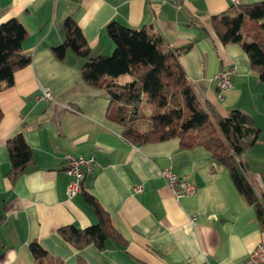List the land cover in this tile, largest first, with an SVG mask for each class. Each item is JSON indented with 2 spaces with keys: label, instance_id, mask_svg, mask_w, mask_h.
I'll list each match as a JSON object with an SVG mask.
<instances>
[{
  "label": "crops",
  "instance_id": "crops-1",
  "mask_svg": "<svg viewBox=\"0 0 264 264\" xmlns=\"http://www.w3.org/2000/svg\"><path fill=\"white\" fill-rule=\"evenodd\" d=\"M253 1L258 0H0V23L15 17L23 24L22 52L31 56L14 72L13 84L0 90V264H33L32 240L47 253L43 264H75L77 254L86 264H238L264 244L255 208L237 191L225 165L202 146L183 148L178 138L131 143L123 126L106 116L109 98L82 83L83 59L68 51L60 60L52 52L63 40L67 16L80 26L92 56L112 52L104 30L111 20L135 28L151 24L167 47L191 43L179 59L197 96L222 115L239 108L260 128L257 142L242 156L260 194L264 80L251 70L239 43L220 42L210 20ZM224 67L232 70L230 86L219 90L213 76ZM121 76L118 81H126ZM41 89H49L52 99L38 100ZM20 129L34 163L11 183L5 142ZM66 153L94 156L98 167L82 187L108 211L127 241L124 248L88 244L77 251L58 234L60 226L83 228L95 221L81 190L66 194ZM165 166L191 179L196 193L174 196L160 176ZM137 185L142 190L135 191Z\"/></svg>",
  "mask_w": 264,
  "mask_h": 264
},
{
  "label": "trees",
  "instance_id": "trees-1",
  "mask_svg": "<svg viewBox=\"0 0 264 264\" xmlns=\"http://www.w3.org/2000/svg\"><path fill=\"white\" fill-rule=\"evenodd\" d=\"M263 18L264 0L232 5L210 18L220 42L239 43L251 70L261 80H264ZM104 30L114 48L108 55L92 56L80 26L67 16L62 22L63 40L52 46V52L60 60L68 51L83 59L82 83L109 98L106 116L123 126L122 135L131 143L178 138L183 148L202 146L208 150L216 161L226 166L235 188L254 206L264 227V190L260 194L255 192L242 160L260 136L254 119L237 107L222 115L212 103L197 96L179 59L191 43L167 47L151 24L135 28L111 20ZM26 36L27 31L17 18L0 23V90L11 86L14 72L31 62V56L22 52ZM123 74H128L129 79L118 81ZM144 101L151 105V111L147 128L142 130L135 127L134 119ZM5 147L9 164L6 176L13 183L34 163V157L21 129L7 138ZM80 190L94 212L95 221L83 228L73 224L60 226L58 234L77 251L88 244L101 250L110 246L124 248L127 241L112 224L108 211L92 193L83 189L82 183ZM29 251L33 264H43L47 253L36 240L30 241ZM75 264L86 262L77 254Z\"/></svg>",
  "mask_w": 264,
  "mask_h": 264
},
{
  "label": "built area",
  "instance_id": "built-area-1",
  "mask_svg": "<svg viewBox=\"0 0 264 264\" xmlns=\"http://www.w3.org/2000/svg\"><path fill=\"white\" fill-rule=\"evenodd\" d=\"M231 68L224 67L219 72L214 74L213 81L219 90L228 88L230 86ZM36 98L43 100L52 99V93L49 89H41ZM98 167V163L94 156L83 157L81 155H74L66 153L63 156V168L65 173L69 176L66 185V194L71 197L80 190V184L83 178L94 172ZM160 176L164 182L169 186L174 196L180 197L184 195H192L197 191V186L188 177L180 175L171 166H165L160 170ZM135 191L142 190L141 185L134 188ZM194 217L191 218V221ZM238 264H264V244L258 243L246 258L240 260Z\"/></svg>",
  "mask_w": 264,
  "mask_h": 264
},
{
  "label": "rangeland",
  "instance_id": "rangeland-1",
  "mask_svg": "<svg viewBox=\"0 0 264 264\" xmlns=\"http://www.w3.org/2000/svg\"><path fill=\"white\" fill-rule=\"evenodd\" d=\"M122 79H129L128 74H123L121 76ZM151 111V105L146 103L145 101L140 105V108L138 110V113L136 114V118L134 119V125L138 129H145L147 128V125L149 123V117L148 115L150 114Z\"/></svg>",
  "mask_w": 264,
  "mask_h": 264
}]
</instances>
